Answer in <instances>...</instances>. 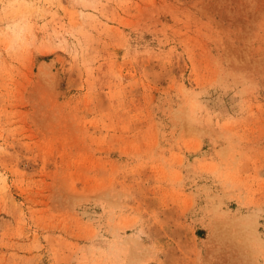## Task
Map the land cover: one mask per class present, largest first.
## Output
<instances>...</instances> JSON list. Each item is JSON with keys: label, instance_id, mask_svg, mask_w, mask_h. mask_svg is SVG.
<instances>
[{"label": "rangeland", "instance_id": "rangeland-1", "mask_svg": "<svg viewBox=\"0 0 264 264\" xmlns=\"http://www.w3.org/2000/svg\"><path fill=\"white\" fill-rule=\"evenodd\" d=\"M0 264H264V0H0Z\"/></svg>", "mask_w": 264, "mask_h": 264}]
</instances>
